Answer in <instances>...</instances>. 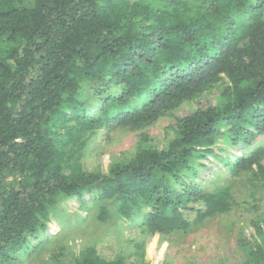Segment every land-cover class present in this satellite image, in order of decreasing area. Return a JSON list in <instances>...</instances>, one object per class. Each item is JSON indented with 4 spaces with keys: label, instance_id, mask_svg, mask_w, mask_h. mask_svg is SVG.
<instances>
[{
    "label": "trees",
    "instance_id": "16d2710c",
    "mask_svg": "<svg viewBox=\"0 0 264 264\" xmlns=\"http://www.w3.org/2000/svg\"><path fill=\"white\" fill-rule=\"evenodd\" d=\"M218 104L176 123L162 150L141 136L130 159L88 172L96 130L143 131L212 91ZM264 0H0V264H23L63 199L127 224L132 259L83 249L72 264H145L143 244L234 206L227 182L264 185ZM225 153V152H224ZM224 165L205 185L200 170ZM246 264H264V221Z\"/></svg>",
    "mask_w": 264,
    "mask_h": 264
},
{
    "label": "rangeland",
    "instance_id": "374dc122",
    "mask_svg": "<svg viewBox=\"0 0 264 264\" xmlns=\"http://www.w3.org/2000/svg\"><path fill=\"white\" fill-rule=\"evenodd\" d=\"M217 90L182 104L172 116L160 119L153 126L139 132L116 129L110 132L96 130L83 154V168L88 172L107 173L113 159H130L137 151L141 136L147 145L162 150L173 140L178 120L191 115L198 109L205 110L218 104ZM264 148V135L258 137L251 146L234 151L229 145L223 147L221 158L248 156L252 151ZM200 170L205 185L214 175L224 176L225 168L213 157L203 162ZM264 165V158L262 160ZM215 173V174H214ZM234 206L229 213L206 220L201 225L190 227L186 232H178L166 237L155 235L140 242L143 244L145 264H246L248 248L241 249L242 239L249 248L259 239L253 225L264 221V185L255 182L249 174L231 178ZM91 195L85 194L82 201L76 198L63 199L54 213L49 216L47 228L41 233L43 245L21 255L23 264H72L85 248H94L106 259L125 256L132 259L135 253L132 241L140 240L134 229H127L128 223L121 225L112 220L99 222L96 216L99 205L92 203Z\"/></svg>",
    "mask_w": 264,
    "mask_h": 264
}]
</instances>
